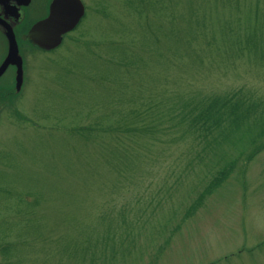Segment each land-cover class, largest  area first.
<instances>
[{
	"label": "rangeland",
	"instance_id": "374dc122",
	"mask_svg": "<svg viewBox=\"0 0 264 264\" xmlns=\"http://www.w3.org/2000/svg\"><path fill=\"white\" fill-rule=\"evenodd\" d=\"M86 1L0 119V264H264V0Z\"/></svg>",
	"mask_w": 264,
	"mask_h": 264
},
{
	"label": "flooded vegetation",
	"instance_id": "af4514ba",
	"mask_svg": "<svg viewBox=\"0 0 264 264\" xmlns=\"http://www.w3.org/2000/svg\"><path fill=\"white\" fill-rule=\"evenodd\" d=\"M53 1L0 0V66L8 55L9 32L13 33L22 63V78L20 83H18L20 67L16 61L7 62L5 69L0 73V119L4 114H21L18 102L27 84H29L27 69L32 54L36 50L51 51L61 46L65 37L78 27L87 14L88 3L86 0H81L84 12L77 25L72 30L63 34L59 45L51 49H43L34 45L28 39V32L37 21L47 18L51 14Z\"/></svg>",
	"mask_w": 264,
	"mask_h": 264
},
{
	"label": "water",
	"instance_id": "95a60500",
	"mask_svg": "<svg viewBox=\"0 0 264 264\" xmlns=\"http://www.w3.org/2000/svg\"><path fill=\"white\" fill-rule=\"evenodd\" d=\"M84 7L81 0H54L51 7V14L42 20L37 21L28 32V39L43 49H51L59 45L62 36L73 29L81 16ZM9 51L4 63L0 66V73L5 69L7 62L16 61L19 69V82L22 78L21 57L18 54L17 44L13 33H8Z\"/></svg>",
	"mask_w": 264,
	"mask_h": 264
},
{
	"label": "trees",
	"instance_id": "16d2710c",
	"mask_svg": "<svg viewBox=\"0 0 264 264\" xmlns=\"http://www.w3.org/2000/svg\"><path fill=\"white\" fill-rule=\"evenodd\" d=\"M239 109V104L235 101L232 102L231 100H219L215 99L209 104L205 106V108L201 111V113L196 115V118H194V124L196 125V122H201L206 124V126H203L202 131L204 132H211L212 130L219 129L222 126V123L230 119L233 121L236 125H239L244 119V114H238L237 111ZM250 110V106H248L245 111ZM207 122H209L207 124ZM230 124V123H228ZM217 127V128H216ZM228 170V167H226ZM228 174V171H225L222 169L219 172V175L216 176L212 183L218 184L222 179L226 177Z\"/></svg>",
	"mask_w": 264,
	"mask_h": 264
}]
</instances>
